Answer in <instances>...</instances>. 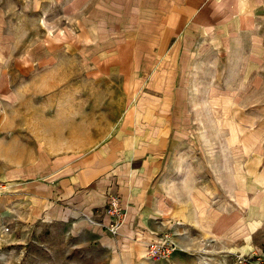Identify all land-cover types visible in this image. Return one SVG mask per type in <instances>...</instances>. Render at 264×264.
<instances>
[{
	"label": "rangeland",
	"instance_id": "374dc122",
	"mask_svg": "<svg viewBox=\"0 0 264 264\" xmlns=\"http://www.w3.org/2000/svg\"><path fill=\"white\" fill-rule=\"evenodd\" d=\"M151 4L0 2V264H191L174 251L150 256L153 241L138 251L104 244L116 236L110 195L124 205L114 186L103 207L89 210L58 192L71 160L109 139L118 115L139 106L136 97L168 92L153 88V72L131 68L136 50L149 69L171 60L154 56L162 41ZM217 35L189 41L194 56L179 57L172 167L192 174L183 202L204 194L209 219L224 222L222 242L192 257L264 264V16L234 38Z\"/></svg>",
	"mask_w": 264,
	"mask_h": 264
},
{
	"label": "crops",
	"instance_id": "0c3cea01",
	"mask_svg": "<svg viewBox=\"0 0 264 264\" xmlns=\"http://www.w3.org/2000/svg\"><path fill=\"white\" fill-rule=\"evenodd\" d=\"M152 1L151 16L161 24L157 33L162 41L159 43L162 48L154 56H171V60L160 64L157 60L149 69L145 61L142 65L145 54L136 50L131 68L153 72V88L159 85L168 92L159 97H136L135 104L139 106L118 115L109 139L86 155L71 160L72 172L60 178L58 192L74 204L72 207L89 210L103 207L108 186H114L122 194L126 214L120 233L104 239L105 245L138 251L147 242L158 240L162 232L173 231L169 236L177 243L174 255H182L191 264H205L201 256L192 257V251H199L201 255L206 245L222 242L224 222L222 216L212 215L214 220L209 219L206 195L199 194L204 198L193 199L189 204L179 195L183 183L192 174L188 168L186 175L183 168L177 172L172 167V158L178 153L177 109L173 111L170 106L179 99L170 93L179 87L176 78L179 57L194 56V51L186 46L189 41L220 38L217 34L221 32L227 38H234L256 28L257 21L264 16V0ZM146 56L149 55L146 53ZM169 72H174V76H169ZM212 228L215 234L209 235Z\"/></svg>",
	"mask_w": 264,
	"mask_h": 264
},
{
	"label": "built area",
	"instance_id": "2783aa9c",
	"mask_svg": "<svg viewBox=\"0 0 264 264\" xmlns=\"http://www.w3.org/2000/svg\"><path fill=\"white\" fill-rule=\"evenodd\" d=\"M108 213L110 215L108 229L114 235L119 234L124 223L125 209L118 195H110ZM176 248L177 245L171 236L164 233L158 240L149 244L148 254L152 257L161 256L164 258L170 255Z\"/></svg>",
	"mask_w": 264,
	"mask_h": 264
}]
</instances>
